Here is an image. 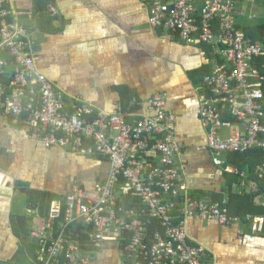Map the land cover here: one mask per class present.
Instances as JSON below:
<instances>
[{
  "label": "built area",
  "instance_id": "obj_1",
  "mask_svg": "<svg viewBox=\"0 0 264 264\" xmlns=\"http://www.w3.org/2000/svg\"><path fill=\"white\" fill-rule=\"evenodd\" d=\"M145 1L154 29L176 32L188 44L212 45L227 62L205 76L207 93L200 102L202 122L210 127L204 148L211 150L213 162L224 166L226 154L264 150V64L254 62L264 58V42L237 27L238 0ZM18 14L10 0H0V112L47 147L102 155L110 164L107 179L93 192L75 187L64 207L53 201L49 214L38 218L31 235L39 240L42 262L34 264H52L61 257L68 264H85L84 246L100 249L110 238L119 242L125 264H207L204 248L190 243L188 220L234 225L241 219L230 214L228 200L188 195L184 145L176 134L177 116L166 110L167 94L133 99L155 112L133 122L122 105L109 113L66 96L39 69L37 41ZM224 169L239 173L234 166ZM258 172L264 177V162ZM80 225L91 227L86 243L68 235ZM263 225L264 217L252 218L253 230Z\"/></svg>",
  "mask_w": 264,
  "mask_h": 264
},
{
  "label": "crops",
  "instance_id": "obj_2",
  "mask_svg": "<svg viewBox=\"0 0 264 264\" xmlns=\"http://www.w3.org/2000/svg\"><path fill=\"white\" fill-rule=\"evenodd\" d=\"M10 5L20 13L18 21L33 32L39 69L66 96L111 113L123 105L122 94L130 93L132 108L126 114L133 122L155 113L133 99L143 102L158 92L166 93V110L177 116L176 134L184 145L182 176L188 195L229 204L226 174L245 172H228L224 167L234 165L213 162L211 150L204 148L210 127L200 114L201 98L207 93L205 76L227 63L216 47L188 44L176 32L154 29L145 0H10ZM236 25L241 30L264 25V0H238ZM228 155L223 156L226 161ZM109 170L107 157L47 147L22 124L14 123L11 115L0 112V264H14L23 244L15 217L26 216L31 231L42 217L28 190L50 194L64 206L75 187L93 192ZM256 186V181L247 179L232 189L249 193ZM256 203L263 204L264 196ZM251 225L242 220L222 225L213 219L190 218L189 240L204 248L202 258L207 264H264V225L259 230ZM80 226L69 229L71 239H78L87 228ZM30 243L35 256L24 248L23 264L41 263L40 243L31 233ZM84 247L89 259L85 264L126 263L115 238L100 249ZM52 264L68 263L61 257Z\"/></svg>",
  "mask_w": 264,
  "mask_h": 264
},
{
  "label": "trees",
  "instance_id": "obj_3",
  "mask_svg": "<svg viewBox=\"0 0 264 264\" xmlns=\"http://www.w3.org/2000/svg\"><path fill=\"white\" fill-rule=\"evenodd\" d=\"M243 31L245 35L253 41L264 42V25H259L254 28H246ZM254 62L257 66L261 67L264 64V58L259 59V61L254 60ZM122 95H124V97L122 98L123 109L125 113H129L130 109L132 108L130 103L133 96H131L130 93H123ZM227 159V162L234 165L239 171H244L248 176L247 179H252L257 183V189H253L249 193L245 190L243 192H234L232 189L233 185L235 183L241 184L242 182H244V180L247 181V179H245L246 177H242L240 174H226L227 185L225 187V190L229 192L230 196V202L228 204L230 214L239 217L244 223L250 222L251 225L252 218H254V216L264 217V203H256V198H258L259 196H264V177H260L258 172V167L264 162V151L258 148L251 149L243 153L233 152L228 155ZM27 192L30 200L38 204L42 216H47L53 203V197L45 192H39L35 190H28ZM135 200L137 203L136 205L141 206V200L139 198H135ZM129 203L130 202L127 201V204ZM248 215L251 216V219L249 221L246 219ZM63 217L64 212H62L61 217L57 220L56 228L59 229L61 227ZM15 225L16 231L23 244L16 255L14 264H23L24 260H22V254H24V248H29V252L33 256H35V246L30 245V233L32 228H30V222L28 218L24 215H17L15 217ZM89 229H91V227H87L86 230L81 231L79 239L83 243L87 242L86 237L88 235Z\"/></svg>",
  "mask_w": 264,
  "mask_h": 264
}]
</instances>
